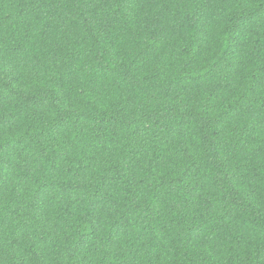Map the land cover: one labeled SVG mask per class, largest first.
Returning a JSON list of instances; mask_svg holds the SVG:
<instances>
[{"label":"trees","instance_id":"1","mask_svg":"<svg viewBox=\"0 0 264 264\" xmlns=\"http://www.w3.org/2000/svg\"><path fill=\"white\" fill-rule=\"evenodd\" d=\"M0 264H264V0H0Z\"/></svg>","mask_w":264,"mask_h":264}]
</instances>
